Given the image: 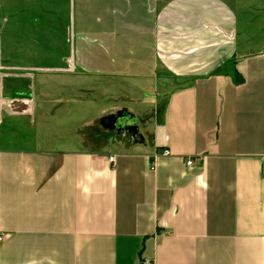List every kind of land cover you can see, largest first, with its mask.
<instances>
[{
  "label": "crops",
  "instance_id": "crops-1",
  "mask_svg": "<svg viewBox=\"0 0 264 264\" xmlns=\"http://www.w3.org/2000/svg\"><path fill=\"white\" fill-rule=\"evenodd\" d=\"M97 1L3 4L1 94L37 98L0 116L25 123L0 137V264H264V4ZM126 76L164 100L148 139L46 122L137 118L105 94Z\"/></svg>",
  "mask_w": 264,
  "mask_h": 264
},
{
  "label": "rangeland",
  "instance_id": "rangeland-1",
  "mask_svg": "<svg viewBox=\"0 0 264 264\" xmlns=\"http://www.w3.org/2000/svg\"><path fill=\"white\" fill-rule=\"evenodd\" d=\"M6 0H0V16L1 19L4 21L6 16V8L3 6L5 4ZM98 1L94 0V3L96 4ZM248 5H252L254 8V14L260 15L261 12H259L258 7H262L264 4V0H236V3H246ZM54 3L50 1L42 2L40 5L39 10H46L48 8H52ZM63 7H61L62 9ZM59 9V12L63 17L67 16V13L65 14L66 8L63 10ZM259 10V11H258ZM67 11V10H66ZM4 76L0 75V83H5ZM102 82V80H100ZM99 81V82H100ZM95 84L98 82L97 79H94ZM107 82V81H106ZM110 82V81H109ZM117 82V80H116ZM115 82H110L108 92L106 91L105 94H109L110 96H117L119 95L121 105L124 107L131 109L132 113L134 115H137V118H47L46 122H49V119L51 122L54 123L56 126V121L61 120L65 121V123L70 122L66 125L65 128L61 130L62 133H67L68 140L74 139V132L73 126L76 125V129L78 130V137L81 138L83 133L91 132L94 133V137H100L101 132L106 133L107 130L111 131V133H116L119 135V138H123V140H144L148 139L150 136V129L155 124V116H158L161 118L162 116V109L164 100L160 102H155V97L158 98L159 95L157 92L155 94L151 95V98L154 99L153 101H148V105L141 104V101H145L146 99H151L149 95L145 96V93L142 91H138L136 89L137 83L135 81V78L133 76H126V78H121L119 80V83L122 85H119V88H117V84H114ZM121 86V87H120ZM149 89V88H148ZM153 89V88H150ZM51 94L54 93V91L50 90ZM3 92V91H2ZM0 90V116L2 113L12 114L15 112L21 111V107L16 106L15 101H22L24 100H30L34 98L36 99L37 96L35 93H30V95L25 96H15L7 97L5 95H2ZM2 93V94H1ZM47 94L50 92H46ZM45 93V94H46ZM153 93V92H152ZM43 94V92H42ZM38 95V94H37ZM30 97V98H29ZM82 97V96H81ZM85 97V94L83 95ZM36 101V100H32ZM29 102V101H28ZM157 104V105H156ZM19 110V111H18ZM34 121H37V127H43L46 122L42 121V118H34ZM72 122V123H71ZM22 124H25L23 120L19 119L16 122L13 121L11 118H0V137L1 140L6 139L8 137L9 133L7 132V129L9 126H20ZM43 125V126H42ZM74 129V130H76ZM93 130V131H92ZM91 131V132H90ZM83 132V133H82ZM127 134V135H126ZM93 135V134H92Z\"/></svg>",
  "mask_w": 264,
  "mask_h": 264
},
{
  "label": "built area",
  "instance_id": "built-area-1",
  "mask_svg": "<svg viewBox=\"0 0 264 264\" xmlns=\"http://www.w3.org/2000/svg\"><path fill=\"white\" fill-rule=\"evenodd\" d=\"M161 154L164 155V156H169L170 152L168 150H166V151H163ZM115 161H116V158L114 156L109 157V162L111 164L114 165ZM185 164L187 166H191L193 164V161L188 159V160L185 161ZM2 240H3V237H0V241H2ZM145 264H153V262L146 261Z\"/></svg>",
  "mask_w": 264,
  "mask_h": 264
}]
</instances>
